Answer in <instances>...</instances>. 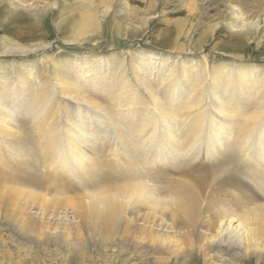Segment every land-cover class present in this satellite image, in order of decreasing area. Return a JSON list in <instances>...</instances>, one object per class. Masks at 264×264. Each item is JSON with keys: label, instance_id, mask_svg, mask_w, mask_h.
<instances>
[{"label": "bare ground", "instance_id": "bare-ground-1", "mask_svg": "<svg viewBox=\"0 0 264 264\" xmlns=\"http://www.w3.org/2000/svg\"><path fill=\"white\" fill-rule=\"evenodd\" d=\"M7 1L0 27L14 37L1 36L0 53L46 49L38 40L45 0ZM80 1L78 17L57 32L72 36L82 24L93 26L96 38L84 43L96 51L107 34L100 16L112 0ZM263 2L225 6L219 46L226 52L217 63L208 54L200 63L182 52L141 50L0 66L2 215L47 235L50 215L63 213L68 219L55 226L61 241L117 236L141 258L147 247L154 254L171 249L191 264L192 245L208 264L205 249L217 246L227 250L221 264L238 257L252 264L255 254L264 264V60L239 54L248 42L253 51L264 47ZM119 6L118 35L153 7ZM15 22L23 29H7ZM18 39L32 42L20 47ZM156 259L165 264L168 257Z\"/></svg>", "mask_w": 264, "mask_h": 264}, {"label": "rangeland", "instance_id": "rangeland-1", "mask_svg": "<svg viewBox=\"0 0 264 264\" xmlns=\"http://www.w3.org/2000/svg\"><path fill=\"white\" fill-rule=\"evenodd\" d=\"M121 1L112 0L109 12L101 13L100 18L105 23L107 34L106 36L102 35L98 41L102 46L99 45V48L93 51L91 49L94 42L84 43L88 41L86 38H96L93 26L88 29L82 24L81 32H75L72 36V32L65 35L64 33L60 35L57 32L59 24L72 21L73 17H78L81 1L45 0L41 5L43 10L40 13H43L41 16L42 24L46 30L43 37L38 40L49 46L46 49H41L38 46L39 48L34 52L26 54L0 53V66L10 63L16 67H22L26 63L33 62V64L39 65L40 57L48 58L53 54H57L59 57L63 55L62 58H74L76 54H102L117 58L126 57L127 51L135 53L141 50H151L157 53L182 52L183 56H188L200 63L208 54L210 61L216 60L217 63L222 51L226 52L220 48L219 43L226 36L228 13L225 6L234 0H128V4L132 8L137 7L144 10L149 7V4H152L153 7L148 14H146V10L139 14L144 22L135 19L124 29L122 34L118 35L115 31L116 22L122 19L115 20V15L120 9L119 2ZM92 2L98 4L100 0H92ZM8 4L7 0H1L0 8L7 7ZM100 8V11H104V7ZM21 12L25 11L22 10ZM75 20L78 21V19L73 21ZM86 22L88 23V18H86ZM15 23L9 24L7 29L11 31L23 29L21 28L23 24ZM1 36L14 37L9 31H2L0 27V38ZM18 42L21 47L22 44L30 46L32 41L18 39ZM216 44L218 45L216 46ZM248 44L249 42L246 43L247 50L238 51L240 56L249 61H253V58L257 56L264 60V47L258 52V50L253 51L251 47H248ZM1 46L0 40V48ZM176 46L178 48H175ZM59 215H50L53 229L47 231V235H37L20 224L18 226V223L8 216L4 217L0 209V264H149L150 262V264H161V262L158 263L157 259L155 260L156 263L155 261L152 263V258L157 256L168 257L165 264H187L185 262L188 261L185 259L189 260L188 254L175 256L172 255L171 249L154 254L150 247L142 249L141 252L145 254L142 257L143 260L137 255L140 252H137L135 245H128L117 236H114L113 240L111 238L106 240L105 238L100 239L96 235H70L71 237L64 235L61 241L58 237L59 231L55 229V226L57 223L60 224L61 220L68 218L63 213ZM182 245L185 243L183 242ZM217 248V246L206 247L205 250H208V255L211 257L208 264L222 263L221 256L226 255L227 250L224 247ZM187 249L192 250L193 254L196 255L194 257H197L191 264H207L204 252L199 253L197 249L193 250L192 245L188 246ZM253 256L252 264H257L258 255ZM233 260L236 264H245L239 257ZM148 261L150 262L148 263Z\"/></svg>", "mask_w": 264, "mask_h": 264}]
</instances>
